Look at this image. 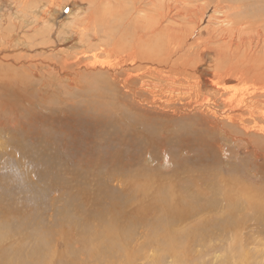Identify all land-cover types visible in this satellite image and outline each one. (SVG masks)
Listing matches in <instances>:
<instances>
[{"label": "rangeland", "instance_id": "rangeland-1", "mask_svg": "<svg viewBox=\"0 0 264 264\" xmlns=\"http://www.w3.org/2000/svg\"><path fill=\"white\" fill-rule=\"evenodd\" d=\"M194 1L197 12L195 16L188 17L186 21L175 17L174 25L180 33V40L175 38L170 48L179 47L182 42L180 31L183 30L187 44L179 50L181 51L179 55L182 56L179 63H183L179 71L183 72L184 62L190 58L187 62L188 69L192 73V77H189L191 83L190 81L189 83L196 82V89L189 92V89L186 90L188 83L179 82L172 86L173 92L163 88L157 90L155 94L146 93L148 101L157 102L160 108H170L169 111L163 110L164 112L158 110L155 115L153 112L146 111L150 108L147 104V109L143 111L144 121L147 120L145 125V123L140 124L134 121L130 123L131 120L120 118V112L117 114V111H121L123 107L117 105L114 106L116 109L114 110L107 103L104 104V101H101V104L96 102L95 97L92 98V89L88 84L89 73L85 72L81 63L78 64L79 66L66 65L64 73H67V76L60 74L62 65L72 62L70 63L58 52L62 49L71 50V46L77 43L73 35L69 34L72 33L71 29L64 31L61 21L63 20L66 26L72 24L77 26L75 19L83 16L87 10H91L87 1L0 0V135L2 134L0 136V204L2 205H0V264H101L99 263L101 259L98 257L106 251L107 244L103 241L108 240V236L97 223L90 221V218L100 215V209H103L100 206L104 204V201L107 202H105L106 205L115 201L122 206L126 204L132 209L137 199L134 197L128 199L124 192L119 191V186L122 187L119 182L124 178L129 179L127 176L132 174L138 180L140 178L145 180L143 183L146 188V184L149 183L151 195L155 194L159 187L156 183L164 184V187H161L163 191V188L168 187L175 176L183 178L181 184L191 186L194 192L195 186L212 191L216 187L219 190L226 187L237 194L236 191L242 187L254 190L257 195H264V76L243 78L237 69L233 68L236 64L234 59L223 60L222 54L218 55L216 46L220 42L215 32L221 27L224 19L221 13L214 11H217L220 5L226 6L228 0ZM261 1L264 2V0ZM46 8H51L53 12L57 11V15L51 19L53 22H48L51 25L50 28L48 26L45 28L42 22L39 23V20L47 19L46 14H43ZM7 18L8 20L11 18L8 23ZM201 18L203 21H200ZM12 21L15 22L12 23ZM39 29L43 30V35L36 38L34 34L37 35L36 30ZM101 34H98L97 39L87 43L98 44L100 40H103ZM66 36L71 37V40H65ZM77 50L80 51L81 46ZM90 55H93L92 50L86 53L87 57L80 59L81 62H91ZM74 56L70 55L67 58L73 61L76 59ZM104 59L105 57H101L100 60ZM107 60L111 64L115 63L113 57ZM7 68L13 70L9 73L14 72L12 76L16 79L7 76L8 74L5 73ZM53 77L60 78L62 81L66 77L75 79L80 86L79 89L72 90L64 81L61 82L62 86H56L57 92L59 90L64 92L62 93L64 99L54 106V110L52 107L55 102H58L57 97L51 93L47 95L46 98L51 96V99H47L48 106H45V96L37 90L43 81L48 84ZM124 110L125 113L132 114L130 109ZM229 118H233L237 123L229 122ZM75 120L80 122L75 124ZM217 121L221 124V130L217 128V124H214ZM169 125L172 127L161 131ZM144 128L147 134L143 131ZM155 128L157 129L154 130ZM76 130H79L83 136L80 137L78 134L68 136V134L76 133ZM173 136L176 137L174 151L170 146L168 149L165 143ZM145 137L150 140V144L146 146L143 140ZM15 143H21L33 149L37 146L36 148L40 149L42 154L49 153L44 154L47 157L56 155L57 162H59L58 159L68 162L69 169L77 175L76 166L82 179L81 186L78 184L79 188L95 186L90 207L86 208L89 197L84 196L81 190V192L75 190L74 187L66 190L63 187L68 177L70 181H75L77 176L69 175L65 170L55 172L53 169L37 167L29 161L22 166L20 160L9 150ZM64 143L66 146H63ZM121 143L124 144V148H121ZM47 146L50 147L47 148ZM53 150L55 155L51 152ZM161 150H165L169 157V159L166 158V164H169L167 167L160 165ZM91 168L97 170L91 172ZM48 171L49 173L45 175ZM52 173L55 175L52 180H55L56 187L48 184L51 181L49 176L53 177ZM112 173L119 174L117 177L114 174V178L117 179L115 182L106 179ZM60 176L64 178L62 181ZM224 184L227 185L224 187ZM58 185L62 188L59 189ZM102 190L106 192L105 196L101 195ZM231 190H227L230 195H232ZM167 193L164 192L161 195ZM198 196H200L199 193ZM74 198H77L76 204L73 202ZM215 198L222 197L215 195ZM94 199L96 201L99 199L100 204ZM3 201L8 202L3 206L5 204V202L2 204ZM106 208L104 207L103 210ZM77 211L80 213L78 214ZM65 217L66 222H64ZM3 221L5 223L8 221L6 226ZM8 223L10 226L7 225ZM171 228L174 229V226ZM138 232L131 233L126 228L123 234L125 238L121 240L122 245L115 240L120 249L114 253L110 264H157L158 260H162V264H264V251L247 248L241 243L244 239L240 237L238 238L240 246L232 251L225 249L222 245L218 249H209V247H187L174 241V259L170 257L164 259L160 251L150 243V238H142ZM174 235V238L179 237L178 234ZM259 236L258 234V238L262 235ZM221 241L223 240L215 238L213 243L220 244Z\"/></svg>", "mask_w": 264, "mask_h": 264}, {"label": "bare ground", "instance_id": "bare-ground-1", "mask_svg": "<svg viewBox=\"0 0 264 264\" xmlns=\"http://www.w3.org/2000/svg\"><path fill=\"white\" fill-rule=\"evenodd\" d=\"M84 1H87L90 4L91 10L90 9L87 10V12H84L83 16L75 19V21L77 22L75 24L77 26H73V24L66 26L65 22L63 24V20L61 21V25H62V28L64 27V31L65 29H68V30L71 29L70 31L72 33H69V34H72L74 39H76L77 41V43L74 44L75 46H71V50L62 49L60 50V52H58V54H60L62 57H65L70 63L72 62L71 64L63 63L64 65H62L61 73H60L61 76L62 75L67 76V73H64V69H66V65L79 66L78 64L81 63L82 64L81 66L82 68H84L85 72L89 73L88 75L90 77V81L88 84H90V89H92V91L90 90L92 92V98L95 97L96 102L101 104V101H104V104L107 103L108 105L112 107V109H114V106H117V105L120 107H123L122 109L123 111L122 110L117 111V114H119L120 112L119 114L120 118L126 119L128 121L131 120L129 121L130 123L134 121L140 124L145 123V125H147L146 124L147 120L145 119L146 121H144L143 111L147 109L146 108L147 104L150 106V108H148L146 111L149 113L153 112L155 115L158 112V110L159 112H164V111H169V108H170V107L160 108V105L157 102L148 101L146 99V93L155 94L157 90L163 89V88H165L169 92H173L174 88H172V86L173 85L175 86L176 83H179V82H181V84H183L182 82L188 83V85L186 86V90L189 89V92L192 91V89H196V82H194L193 84H190L191 79H189V77H192V73L188 69L189 65H187L188 64L187 62H189L190 58H188L187 61L184 62L183 72L179 71V68L183 67V63L182 64L179 63V61L182 59L181 58L182 56L179 55V53L181 52L179 50H182L185 47L184 45L187 44L185 41V33L183 30L180 31L182 35V39H181L182 42L179 45V47L176 49L170 48L175 38H179L180 40V33L178 32L176 26L174 25L175 17H179L181 19L183 18L182 20L186 21L188 17L195 16L197 12L195 8L196 2L194 0H189V1L188 0L186 1H179V0H84ZM262 6H264V2L261 0L260 1L258 0H228V3L226 4V6L220 5L218 8L216 7L217 11H214L217 13H221L224 19L222 20L221 27L218 28L215 32L216 38L220 42L219 44L217 43V46H216L218 50V55L221 56L220 54H222L223 60L228 59V58L229 60L234 59L236 64H234L233 68H236L239 74L241 75V77L246 78V79L250 77H255V76H260L262 78V76H264V19H263L264 13L262 14V11L264 10V8H262ZM60 8H62V6ZM221 8H224V9L220 10ZM56 12L55 11L53 12L51 8H48V9L46 8L43 14H46L47 19H45L44 21L39 20V23L42 22V24H45V28L47 26L50 28L51 25L48 24V22L52 21L51 20L52 17L54 18V16L57 15ZM8 19L9 18H7V20ZM202 19L203 18L199 20L203 21ZM10 20H8L7 23ZM15 20L17 21V19ZM257 20H262V21L258 22ZM13 22L15 21H12V23ZM22 23H23V20H22ZM42 32L43 30H40V29L36 30L37 35L34 34V36L36 38H40V36L43 35ZM100 33H102L100 36L101 38H103V40H100L98 44L91 45L90 43H87L92 39H97L96 37ZM9 36L11 35L9 34ZM67 36L65 40L66 39L71 40V37H67ZM164 37H165V42H164ZM66 43H69V42H66ZM9 45H10V42H9ZM62 45H65V44H62ZM80 46H81V50L79 51L77 49H79ZM91 50L93 51V55L92 56L90 55L91 58H89L91 62H88V63L81 62L80 59L87 57L86 53H88ZM70 55H73V56L75 55L74 57L76 59L72 61L70 60V58H67ZM101 57L102 58L105 57V59L101 61L100 60ZM110 57H113L115 59V63L111 64V62L107 60ZM10 70L11 69L7 68L5 73L8 74L7 76L11 78L13 77L12 74L14 72L9 73ZM75 77L78 78V76H75ZM13 78L16 79L15 77ZM63 81L64 83H66V86H69L70 88H72V90H76L74 88H77V89L80 88V86H78V81L75 79H68L66 77L63 79ZM63 81L60 80V78L54 79L53 77V79H51V82H48V84H46L44 81L43 83L41 82L42 85H40L37 88V90L40 92L42 96H45V101H44L45 106H48L47 101L51 99V96L46 98V96L49 95L50 93L53 96L57 97V101H58L55 103L53 102L54 103L52 107L53 110L55 109L54 106H56L60 101H63L64 92L60 90L58 92L56 91L58 89L56 86H60V85L62 86ZM99 81H103V82H99ZM95 82L98 84H96ZM53 86H55L56 88L54 89ZM15 88L17 87L15 86ZM126 108L127 110L130 109L132 111V114L125 113L126 111L124 109ZM172 113L174 114L173 109H172ZM86 118H84V120ZM79 122L80 121L75 120V124ZM229 122L233 124L237 123V121L234 120L233 118H229ZM214 124H217L216 125L217 128L221 130V124L219 123V121H217V123H214ZM79 125L80 124H78V126ZM170 127L172 126L171 125L166 126L161 131H166ZM145 128L143 131L146 132L147 134V130H145ZM156 129L157 128H155L154 130ZM77 134L80 137L83 136V134L79 130H76V133L68 134V136H71V135L74 136ZM47 135L49 136V134ZM174 136L172 137L171 140L168 139L165 142L166 147H168L169 149V146H170L173 151H174V144H175L174 138H176ZM50 137H51V134H50ZM143 140L146 142V144L144 143L145 144L144 146L150 144L149 138L145 137L143 138ZM169 141H171V143ZM52 144L53 143H51V145ZM55 146L54 148H56ZM63 146H66V144L64 143ZM36 147L35 149H33L31 147L28 148L21 143H17V144L15 143V145L11 146L9 150L12 151V153H14L17 159L20 160L22 166H25L26 161H29L32 164H34V166H37V167L38 166L44 167V169L47 168V170L48 168L50 170L53 169V171L55 172L65 170L67 174L69 175L73 174L74 176H77V180L75 181H70L69 177H68V180L66 181L64 180L65 183L63 184V187L66 190L69 188H73V187L76 188L75 190H79V191L81 190L84 193V196L89 197V202L87 203V207H86V208H89L90 199H92L95 186H91L87 188L85 187L79 188L81 186L82 179L80 175L78 174L79 169L76 166H75V169L77 171V175L72 170L69 169L70 164H68V162H65V161L63 162L61 159H58L59 162L56 161L55 158L57 157L55 155L56 153L54 154L55 150L51 151L55 155L54 157L53 156L47 157L45 155L48 152L44 153L45 154L44 155L42 154V151L40 149L38 150ZM49 147L47 146V148ZM124 147H125L124 144L121 143V148H124ZM159 154H160L159 158L161 159L160 165L162 166L166 165L167 167L169 165V164H166V158L169 159L167 153L165 152V150H161ZM147 158L151 162V159L149 158V156ZM112 169L115 170V168H112ZM96 170L97 169L95 168H91L90 171L94 172ZM46 173H49V171L45 172V175ZM114 174L115 173H112V175L107 176L106 179H108L109 181L115 182L117 179L114 178ZM48 175L49 174H47V176ZM55 175H53V177L49 176L51 181L48 182V184H51V186L54 185L56 187L55 185L56 183L54 184L55 180H52ZM118 175L119 174L117 173L115 174L116 177ZM47 176H45V178ZM61 176L59 178L62 181L64 178L62 179ZM129 176H127L129 179L124 178L121 182H119V184L122 186V187L119 186V189H120L119 191L122 193L124 192V195L128 196V199L129 197H134L135 199H137V203H135V205L132 206V209L126 206V204L125 206H122V205L117 204L115 201L111 202L109 205H106L107 202L104 201V204L101 203L102 205L100 206V208L102 207L104 209V207L105 208L107 206L109 207L106 208L105 210L100 209L101 211L99 212L100 215L98 217L90 218V221L97 223L100 226V228H102V231L104 232V234L108 236L107 237L108 240L103 241V243L107 244V246H106V251L98 257V259H101L99 260V263L110 264L112 256H114V253L118 252V249H120V247L117 246L115 240H118L117 242L121 244V240L125 238V237L123 238L124 236L123 234L126 228L131 233L138 232L140 230V232L138 233L139 235L142 236V238L149 237L150 243L160 251L159 253H161V256L164 259L166 257L167 258L170 257L171 259H174V241H177V244L180 243L187 247L189 246L197 247L198 246L200 248L209 247V249H218L222 245L225 249L232 251L235 247L240 246L238 243L239 241L238 238L240 237L241 239H244V241L241 243L243 245H246L247 248L249 247L250 249H253L254 251H258V250L264 251V233H263L264 232V220H263L264 218V195L263 194L257 195L254 192V190L252 191L249 188H242V187H240L239 190L236 191L237 192L236 194L233 190L225 187L227 184H224L225 188L219 190L216 187L213 191L209 189L202 190L201 188H198L197 186H195L196 188L193 187L195 190L194 192L192 191L191 186L189 185L183 186L184 184L183 185L181 184V182H183V178L180 179L178 178V176L177 177L175 176L174 179L170 182V185L168 187L163 188V191L161 190V187H164V184L156 183V184H159L158 185L159 187L158 189H156L155 194L151 195V192H150L151 189H150V186L148 185L149 183L146 184L147 185V188H146L143 183V181L145 180H141L142 178H140V176H139L140 180H138L133 174ZM98 177H96L97 180H98ZM42 178L44 179V177ZM179 179L180 181L178 183ZM218 179H221V178L218 177ZM174 180H176V182H174ZM30 186L32 187V185ZM58 186H59L58 187L59 189L62 188L61 185H58ZM47 190H49L48 187H47ZM227 190H231L232 195L228 194ZM164 192H168V193L161 195V193H164ZM37 193H39V191ZM105 193L106 192L102 190L101 195L105 196L104 195ZM198 193L200 194V196H198ZM215 195H221L222 198H215ZM80 197H82V195H80ZM75 201L77 202V198H74V201H73L74 204H76ZM94 201L96 200L94 199ZM97 201H98V204H100L99 199ZM4 202L5 201H3L2 204ZM7 202H5L3 206L6 205ZM71 202H72V199H71ZM10 210H11V207H10ZM133 211L135 213H133ZM77 212L78 214L80 213V211H77ZM6 220L7 219H5V221ZM64 222H66V217H65ZM6 223L4 224L5 226H6ZM9 223L7 224L8 226H10ZM172 226H174V229L171 228ZM21 231L22 230L20 229V233ZM25 231H24V234H25ZM38 231L40 230L38 229ZM174 234H178L179 237L174 238L175 236ZM256 234L257 236L258 234L262 236L261 237L259 236L260 238H258ZM28 235H29V232H28ZM215 238L222 239L223 241H221L220 244L213 243ZM23 239H26V238H23ZM179 240L181 242H179ZM33 247L34 246H32V248ZM35 247H36V244H35ZM123 258H125V256ZM161 262L162 260L156 261L157 264L159 263L162 264Z\"/></svg>", "mask_w": 264, "mask_h": 264}]
</instances>
